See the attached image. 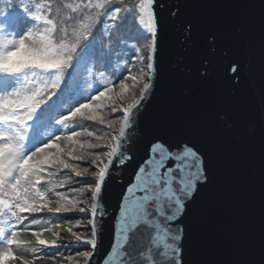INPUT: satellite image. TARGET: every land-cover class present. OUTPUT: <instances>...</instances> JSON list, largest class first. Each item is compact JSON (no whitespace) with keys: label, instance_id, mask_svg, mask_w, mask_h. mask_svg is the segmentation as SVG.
I'll use <instances>...</instances> for the list:
<instances>
[{"label":"snow or ice","instance_id":"obj_1","mask_svg":"<svg viewBox=\"0 0 264 264\" xmlns=\"http://www.w3.org/2000/svg\"><path fill=\"white\" fill-rule=\"evenodd\" d=\"M190 6L24 0L0 13V264H35L45 255L53 264L58 257L69 264H188L191 213L212 181L208 157L190 139L146 133L142 118L158 81L166 20L181 21L190 38L196 28V21L184 19ZM260 7L264 87V0ZM126 21L140 31L142 43L117 36ZM244 32L235 30L241 43ZM210 35L215 53L224 35ZM207 71L205 65L199 77L206 79ZM227 71L228 83L239 87L244 62L233 58ZM113 185L119 188L115 208L107 202ZM42 213L77 214L63 217L70 236L57 231L43 239L62 225L35 230ZM109 217L111 242L104 250ZM24 233L48 251L32 260L18 254L14 249L31 245L21 239ZM80 244L87 250L55 251Z\"/></svg>","mask_w":264,"mask_h":264},{"label":"water","instance_id":"obj_2","mask_svg":"<svg viewBox=\"0 0 264 264\" xmlns=\"http://www.w3.org/2000/svg\"><path fill=\"white\" fill-rule=\"evenodd\" d=\"M170 2L190 3L184 19L196 21V28L186 39L181 21L166 20L158 40V81L142 127L146 133L164 131L173 139H190L207 154L212 181L191 213L186 259L188 264H264L260 0ZM237 27L245 29L243 43L235 37ZM214 31L223 33L224 42L212 53ZM236 57L245 64L239 87L226 79ZM205 65L207 77L201 79L198 72ZM221 114L227 119H219ZM118 193L113 185L107 201L112 208ZM110 242L111 217L105 221L104 250Z\"/></svg>","mask_w":264,"mask_h":264},{"label":"trees","instance_id":"obj_3","mask_svg":"<svg viewBox=\"0 0 264 264\" xmlns=\"http://www.w3.org/2000/svg\"><path fill=\"white\" fill-rule=\"evenodd\" d=\"M24 2V0H0V13H3L5 11H11L13 9L14 6H18L20 4H22ZM117 36H126L129 40V42H131L132 40L137 41L138 43H142L143 42V36L140 33V31L134 26V25H130L127 21L124 24V27H119L117 29ZM119 41L117 40L114 44V50L116 48H119ZM144 54H147V50H144ZM112 62V61H109ZM117 116H119V113L116 114ZM87 123V122H86ZM100 127V126H97ZM78 179V178H77ZM73 184L75 183V180H73L72 182ZM64 216H72V215H64ZM64 216H59V217H52L51 218H42L40 219V224H43L45 226L42 227H50V226H54L57 224H61L65 227H68L69 225L64 221L63 217ZM75 223V220H73V224ZM79 228H74V231H78ZM80 231V230H79ZM53 232H57L56 231V227L52 228V232H44L42 238L43 239H52L53 238ZM35 241V238H32ZM40 253L42 255H44V253H46L48 251V249L44 248V246H40L39 248ZM55 251H59V252H63L65 255L68 254H75V248L73 246H70L68 248H64L61 247L59 249H56ZM45 257L47 258V256L45 255ZM49 259V258H48ZM65 262H68L67 260H64L62 257H58L57 259V264H64Z\"/></svg>","mask_w":264,"mask_h":264},{"label":"rangeland","instance_id":"obj_4","mask_svg":"<svg viewBox=\"0 0 264 264\" xmlns=\"http://www.w3.org/2000/svg\"><path fill=\"white\" fill-rule=\"evenodd\" d=\"M138 64V62H137ZM133 72H136V68H133L132 69ZM83 166V165H82ZM89 203H91V201L89 200ZM40 219L42 218H51L53 219L52 217H59V216H64V215H72V216H76L77 214L75 213H69V214H59V215H53V214H46V213H42V214H37ZM80 216H86V214H79ZM61 225V224H59ZM42 226H45L43 224H37V225H33L32 227L35 229V230H40V228H42ZM67 229V227L65 226H62L61 228H56V231H59L60 235H61V232L63 230ZM82 231L83 229L79 228L78 231ZM34 238L30 233H24L21 235V239L23 240H28V241H31V245L29 246V249L27 251H25L24 249H14L15 251H17L18 254H22L24 255L27 259L29 260H32L33 258V255H42L40 253V251H36L35 253H33L31 251V249L35 248L37 250H40V245H37L34 241ZM70 246H73L75 248V252L78 251V250H84V245L80 244L78 246H75V245H70ZM35 264H53V261L51 259H48L46 257H44L43 259H38L35 261ZM56 264H57V261H56ZM64 264H69V262H65Z\"/></svg>","mask_w":264,"mask_h":264},{"label":"bare ground","instance_id":"obj_5","mask_svg":"<svg viewBox=\"0 0 264 264\" xmlns=\"http://www.w3.org/2000/svg\"><path fill=\"white\" fill-rule=\"evenodd\" d=\"M61 236H62V237H69L70 234L67 233V231H66V229H65V230H63V231L61 232Z\"/></svg>","mask_w":264,"mask_h":264}]
</instances>
